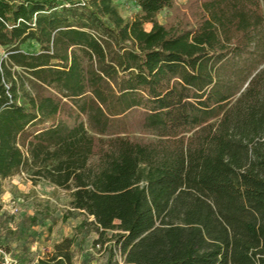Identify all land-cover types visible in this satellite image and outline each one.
Masks as SVG:
<instances>
[{"label": "trees", "instance_id": "1", "mask_svg": "<svg viewBox=\"0 0 264 264\" xmlns=\"http://www.w3.org/2000/svg\"><path fill=\"white\" fill-rule=\"evenodd\" d=\"M187 8L0 0V181L67 190L126 264H264V0Z\"/></svg>", "mask_w": 264, "mask_h": 264}, {"label": "rangeland", "instance_id": "2", "mask_svg": "<svg viewBox=\"0 0 264 264\" xmlns=\"http://www.w3.org/2000/svg\"><path fill=\"white\" fill-rule=\"evenodd\" d=\"M175 1L181 10L188 11L189 0ZM168 13L166 10L161 12L159 20L165 23ZM5 56V48L0 47V60ZM133 117L137 120L140 115ZM35 135L38 139L46 138L43 130ZM134 135L154 138L139 129ZM0 182V264L5 256L19 264H39V259L47 260L52 256L56 240L61 242L64 236L74 237L70 247L72 261H67V264H107L111 246L116 248L113 264H126L113 240L114 231L109 230L100 237L92 224L93 217H87L78 210L69 214L70 195L67 190L45 180L34 183L26 172ZM33 216H36V222L30 220ZM84 220L87 223L81 225Z\"/></svg>", "mask_w": 264, "mask_h": 264}, {"label": "built area", "instance_id": "3", "mask_svg": "<svg viewBox=\"0 0 264 264\" xmlns=\"http://www.w3.org/2000/svg\"><path fill=\"white\" fill-rule=\"evenodd\" d=\"M2 264H19V263L16 262L13 258L5 256Z\"/></svg>", "mask_w": 264, "mask_h": 264}, {"label": "crops", "instance_id": "4", "mask_svg": "<svg viewBox=\"0 0 264 264\" xmlns=\"http://www.w3.org/2000/svg\"><path fill=\"white\" fill-rule=\"evenodd\" d=\"M65 237H67V236H64V238H65ZM64 238H62L61 240H63ZM56 243H59V241H58V240H56Z\"/></svg>", "mask_w": 264, "mask_h": 264}]
</instances>
